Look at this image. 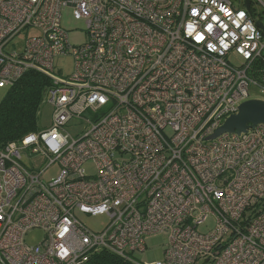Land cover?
<instances>
[{"label": "built area", "instance_id": "obj_1", "mask_svg": "<svg viewBox=\"0 0 264 264\" xmlns=\"http://www.w3.org/2000/svg\"><path fill=\"white\" fill-rule=\"evenodd\" d=\"M240 6L0 0V88L40 71L54 107L48 128L0 148V264H85L101 250L134 259L157 233L167 244L152 264H264V124L208 140L252 87L264 93V30ZM66 8L85 24L79 46L62 26ZM67 55L74 72L62 78L55 59ZM22 151L46 167L25 165ZM77 211L109 223L94 232ZM36 229L44 238L29 245Z\"/></svg>", "mask_w": 264, "mask_h": 264}, {"label": "rangeland", "instance_id": "obj_2", "mask_svg": "<svg viewBox=\"0 0 264 264\" xmlns=\"http://www.w3.org/2000/svg\"><path fill=\"white\" fill-rule=\"evenodd\" d=\"M234 2L238 1L241 4V8H245V0L241 3L240 0H233ZM253 9H255L257 16L261 15L262 22L264 24V6L260 3L252 4ZM62 26L68 31L70 44L73 46H79L86 42V32L85 24L82 21H78L73 16V10L71 8H66L62 12ZM24 38H20V43H23ZM228 59L235 65L240 66L244 60L236 53L232 52L229 54ZM74 58L72 55L62 56L55 59V70L58 76L62 78H68L74 72ZM7 88H0V103L7 94ZM256 100L264 101V93L261 89L252 87L250 92V98ZM54 113L53 105L45 100L39 116L40 129L48 128L52 123ZM83 125L73 124L68 127V131L75 135L81 131ZM39 129V130H40ZM23 163L25 165L35 164L39 169L46 167L47 163L43 160V157L40 155L32 154L30 151H22ZM89 174H96V166L93 161H89L85 165ZM59 173V166L53 165L46 169L43 175L45 181H50L52 178L56 177ZM79 220L84 223L88 229L94 232L103 231L108 223V216L105 214L99 215H89L82 212H76ZM213 228V221H209L207 225L199 226L198 231L200 232H209ZM44 238V233L41 230H33L26 236V242L29 245H37ZM167 244V235L166 233H157L149 235L146 238V250L145 251H135L132 253L134 259H137L140 262L152 264L157 261L164 259V250Z\"/></svg>", "mask_w": 264, "mask_h": 264}, {"label": "trees", "instance_id": "obj_3", "mask_svg": "<svg viewBox=\"0 0 264 264\" xmlns=\"http://www.w3.org/2000/svg\"><path fill=\"white\" fill-rule=\"evenodd\" d=\"M258 64L264 66V62ZM51 85L52 80L46 74L30 70L7 88V94L0 103V148L10 142H19L40 129V110ZM85 264H140V261L101 250L92 253Z\"/></svg>", "mask_w": 264, "mask_h": 264}, {"label": "water", "instance_id": "obj_4", "mask_svg": "<svg viewBox=\"0 0 264 264\" xmlns=\"http://www.w3.org/2000/svg\"><path fill=\"white\" fill-rule=\"evenodd\" d=\"M245 7L250 10L251 0H245ZM256 25L264 30V25L261 21H256ZM258 124H264V101L247 100L239 106L238 113L228 117L215 133L208 137V140H213L224 133L235 132L240 134Z\"/></svg>", "mask_w": 264, "mask_h": 264}, {"label": "crops", "instance_id": "obj_5", "mask_svg": "<svg viewBox=\"0 0 264 264\" xmlns=\"http://www.w3.org/2000/svg\"><path fill=\"white\" fill-rule=\"evenodd\" d=\"M251 8H253L252 5H251L250 9H251ZM246 9H247V8H246ZM253 10H254V14H253V16H255V18H257L256 21H261V22H262V17H261V15L258 17L257 14H256L255 9H253ZM262 23H263V22H262ZM263 25H264V24H263Z\"/></svg>", "mask_w": 264, "mask_h": 264}]
</instances>
